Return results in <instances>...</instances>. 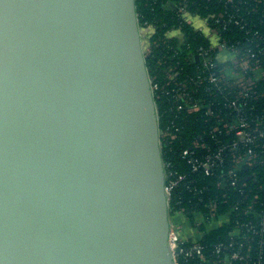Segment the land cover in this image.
I'll list each match as a JSON object with an SVG mask.
<instances>
[{"label": "water", "instance_id": "1", "mask_svg": "<svg viewBox=\"0 0 264 264\" xmlns=\"http://www.w3.org/2000/svg\"><path fill=\"white\" fill-rule=\"evenodd\" d=\"M137 0H0V264H177Z\"/></svg>", "mask_w": 264, "mask_h": 264}, {"label": "built area", "instance_id": "2", "mask_svg": "<svg viewBox=\"0 0 264 264\" xmlns=\"http://www.w3.org/2000/svg\"><path fill=\"white\" fill-rule=\"evenodd\" d=\"M173 6L200 42L189 43L181 26L165 33L164 42L178 41L175 54L186 55L175 62L165 57L162 78L150 76L155 100L162 98L175 112L160 129L161 145L181 139L190 116L204 124L188 144L181 141L178 154L186 170L179 171L172 158L163 156L169 202L180 189L191 195L186 204L178 197L176 208L170 207L169 241L175 261L264 264V183L253 170L264 154V94L259 85L264 81V36L237 12H220L211 26L208 17L190 11L186 1ZM230 22L239 27L248 44L220 36L218 27L226 28ZM140 28L147 56L154 26L145 21ZM182 60L194 67L186 69ZM205 177L215 178L220 191L208 199L203 197L206 186L199 185ZM249 181L258 187L248 189ZM236 191L237 197L231 198ZM229 225L224 239L212 245L203 242L208 233Z\"/></svg>", "mask_w": 264, "mask_h": 264}, {"label": "trees", "instance_id": "3", "mask_svg": "<svg viewBox=\"0 0 264 264\" xmlns=\"http://www.w3.org/2000/svg\"><path fill=\"white\" fill-rule=\"evenodd\" d=\"M186 1L188 9L192 12H196L201 16H207L211 26L216 24V18L220 12L227 11L228 13L237 12L243 21H246L248 25L256 29L262 36H264V0H137V11L140 23L149 21L154 26V33L151 37V50L146 56L147 67L150 76L158 75L161 79L165 68L164 59L170 58L174 62L177 58L185 56V52L175 54L174 49L178 45V41L175 38L164 42L165 33L168 30L181 26L182 32L186 35L187 41L190 43L200 42L199 36L194 32L191 25L182 20L180 16H177V8L175 6L181 2ZM220 25V24H219ZM220 29V36L235 42L240 39L243 45L248 44L241 36L239 27H236L233 22H230L228 27L224 28L222 25L218 27ZM182 64L186 69H191L194 64H188L182 60ZM260 90L264 94V81L259 82ZM160 129L163 130L166 124L175 117L173 111L169 110L166 101L162 98L156 100ZM177 121L182 123V120L177 118ZM203 122L194 121V117L190 116L185 122L183 131L181 133V139L175 141V143L169 144L166 141H162V151L165 159L172 158L174 167L179 171L186 170L183 159L179 156L178 152L181 141L184 144H188L193 138L194 134L203 128ZM263 162L257 163L253 170L257 173V178L260 183H264V154L259 157ZM200 186H206L204 198L208 199L220 193L216 184L215 178L205 177L199 181ZM248 189H254L258 187L254 182L249 181ZM262 191V189H260ZM232 195V196H231ZM231 198L237 197V191L231 192ZM181 197L185 204L188 202L191 195L187 191L182 189L175 191L170 199V207L175 209L177 206V199ZM224 208L221 206L220 210ZM232 226H225L221 229L208 233L203 242L205 244L212 245L219 239H224L225 234Z\"/></svg>", "mask_w": 264, "mask_h": 264}, {"label": "rangeland", "instance_id": "4", "mask_svg": "<svg viewBox=\"0 0 264 264\" xmlns=\"http://www.w3.org/2000/svg\"><path fill=\"white\" fill-rule=\"evenodd\" d=\"M143 45H144V47H145L146 43H145V42H143Z\"/></svg>", "mask_w": 264, "mask_h": 264}]
</instances>
